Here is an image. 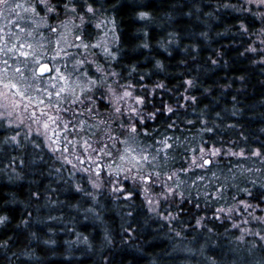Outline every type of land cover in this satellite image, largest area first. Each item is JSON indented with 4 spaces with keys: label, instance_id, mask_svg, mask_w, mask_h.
<instances>
[{
    "label": "trees",
    "instance_id": "16d2710c",
    "mask_svg": "<svg viewBox=\"0 0 264 264\" xmlns=\"http://www.w3.org/2000/svg\"><path fill=\"white\" fill-rule=\"evenodd\" d=\"M41 6L36 15L46 27H34L24 14L14 25L17 35L37 34L44 57L58 37L52 24L86 17L83 43L92 55L74 64L85 60L82 50L63 49L72 62L65 69L73 79L87 73L102 85L116 78L135 87L149 113L135 124L148 131L130 143L156 158L137 172L169 181L174 192L160 183L153 208L130 178L116 193L105 172L97 188L94 175L62 160L41 136L0 118V217H7L0 223V264H264V240L241 242L230 221L217 217L242 201L264 205L263 9L247 0H49L55 12ZM109 28L113 45L103 39ZM16 59L13 68L28 65ZM105 62L110 79L99 71ZM93 91L104 92L98 85ZM96 119L85 126L93 136L106 131ZM113 126L127 138L128 128ZM116 147L117 158L123 141ZM212 148L220 149L212 164H192Z\"/></svg>",
    "mask_w": 264,
    "mask_h": 264
},
{
    "label": "rangeland",
    "instance_id": "374dc122",
    "mask_svg": "<svg viewBox=\"0 0 264 264\" xmlns=\"http://www.w3.org/2000/svg\"><path fill=\"white\" fill-rule=\"evenodd\" d=\"M247 2L262 8L263 10H261L260 13L264 15V4L259 3L258 0H247ZM37 3L42 5V10H49V0H7L6 4L0 3V70H2L0 71V79L3 80V83H0V113L4 111L11 112L10 116H0V118L6 120L8 124L14 127H21L22 130H25L30 135H35L37 137L41 136L45 145L51 151H53V149L49 146L50 144L55 145L60 143L61 147L54 152H56L62 160L75 166L81 172L94 175L96 180H93H95L99 186L102 183L101 177L105 172L107 176H111L112 188L116 193L125 190V186L121 187L124 179L130 178L138 181L142 187L145 198L150 202L153 208H157L161 199V190L156 191L155 187L160 186V183L167 184V187L171 188L172 192H174L171 183L169 181L165 182V180H161L160 182L157 176H152V181H141L137 176L139 172H137L138 167H135L134 162L131 160V156L129 161H124L121 159V156L124 154L123 150H120V155L117 156V158L114 155V151H112H119V147H116L117 144L115 142V138L117 137V133L115 132L116 127L113 126V124L116 122V124L118 123L121 127L127 128L125 124L127 120L129 121L128 125L135 124L136 121L139 120H144L149 115L144 108V99H137V97L142 96L137 94L133 85L129 83H126V85L120 83L116 78H113L110 84H97L99 89L104 90V94L99 93L98 95L95 93L97 90L95 92L93 89L89 90L87 95L92 97L91 101L82 100L69 102L70 97L67 94H62L64 96L63 99H59L55 95L47 96L43 89H47L50 92L60 90L56 85L57 73L53 72L51 77L45 80V82L33 79L32 76L34 60L36 57H43L41 47H43L44 44L36 40L40 38L37 34H33L32 31L30 33L31 37L28 33L27 35L24 34L20 36L17 35L18 33H16L14 29V25H21V17L24 14L27 22L28 18L33 21L34 27H46L47 19L36 15L38 14L36 12ZM33 9L35 10L33 11ZM71 17L70 20L72 25L70 26L66 24L61 26L59 25L60 22L51 25L54 28L55 26L57 27L56 31L59 30L56 40H60V49H69L72 46L78 47L77 49L82 50L81 56L85 59L84 62L88 63V56L92 55V53L89 54L90 50L81 46V42L75 39L76 36L83 37L85 33L84 22L86 21V17L83 15H79L78 19L73 15H71ZM81 18L83 23H81ZM13 29L14 31H12ZM261 31L259 41L264 43V29ZM106 32L107 33L103 37L105 44L113 45L114 41L110 38V35L113 34L112 29L109 28ZM25 41H30V44H28L32 46L31 48L33 50L25 47ZM19 44L22 45L23 48L18 47ZM47 46L48 49H43L47 54L43 57L44 61L52 63L55 67L60 68L61 71H66L65 68L70 66L72 62L68 61L66 56L55 55L58 50L56 43H47ZM99 46L101 48V45ZM99 46H96V48H99ZM16 50L17 52H15ZM24 51H29L30 53H35L34 51H37L38 53H35V57L32 58L31 54L25 57L23 55ZM15 55L17 56L16 60L19 62L25 60L28 64L27 70L29 72L27 73L24 67L17 69H21L24 77L27 78V83L32 85V88L25 92L26 96L31 97V99H25L19 95L13 96L12 94L15 92V89H12L10 92L5 89V84L10 80L18 83L24 82L21 76L16 71L12 70L14 65L12 66L11 61ZM99 71H101L102 76L104 75L108 79L112 77L106 62L99 68ZM44 77H48V75ZM125 92L129 93V95H125ZM5 96H7L8 99H5ZM37 99L42 101V103H35ZM102 101L109 104V107L105 110L101 109L102 105L100 104ZM5 104L9 105L7 109L3 107ZM46 105H51L52 107H45ZM56 105H59V107ZM77 108H79V111H76ZM32 109H36L35 116H33ZM40 109H43V111ZM85 109H89L90 111H86ZM131 109H136V111H131ZM49 113L52 114L54 123L49 122V128L45 129L42 123L37 124L36 121L37 119L42 121L46 120ZM79 117L86 118V120L82 119V126H77ZM95 118L101 121L106 131L100 135L93 136L90 133H86V127L87 125H93L92 122L94 123L93 119ZM9 120L14 122L9 123ZM37 127H40L41 131H36L35 129ZM109 135L113 136V140L109 141L107 139ZM85 141H87V144H85ZM100 141H103V144L107 146L108 152L113 153L111 156L104 152H97V149L101 146ZM216 154L213 155L210 151L206 153L205 159L213 158ZM97 156L102 157V159H97ZM108 156L110 158H108L107 161L106 158ZM198 160L199 159H194L192 164H204L202 159H200V161ZM98 165L102 166V171H97ZM125 167L128 170L120 171L122 172L120 176L114 174L117 172L116 170ZM243 202L244 203L239 202L229 208H221L217 213V217L230 221L232 229L235 228L240 232L238 239L243 236V240L239 239L241 242H244L249 237L255 236L258 239L264 240V205H253L248 201ZM253 239L255 238H251L250 240Z\"/></svg>",
    "mask_w": 264,
    "mask_h": 264
},
{
    "label": "snow or ice",
    "instance_id": "6c2138e0",
    "mask_svg": "<svg viewBox=\"0 0 264 264\" xmlns=\"http://www.w3.org/2000/svg\"><path fill=\"white\" fill-rule=\"evenodd\" d=\"M262 3H264V0H261ZM0 3H7V0H0ZM66 8L71 7L73 9V11H75V6L74 5H65ZM85 8L88 12L90 13H94L95 12V8L91 5V4H86ZM35 9H33L34 11ZM49 11L51 12H55L56 9L55 7H50ZM139 15L141 16H148L149 13L147 12H141ZM81 23H83V20L81 18ZM61 26H63V22H61ZM51 32L55 33L56 29H50ZM76 40H79L81 42V46H83L84 48H88L89 45L84 44L83 43V39L84 37L82 36H76L75 37ZM55 43L58 46V50L56 51L55 55L57 56H66L67 53H65L63 51V49L59 48L60 45V40H56ZM97 43L99 44L100 41L98 40ZM29 49H31V45L27 46ZM105 51H110L109 49H107L105 47L104 49ZM32 55L35 57V53H30L29 51H24L23 55L25 57H28L29 55ZM112 55L114 56L115 53H112ZM74 64H84L83 60H74L73 61ZM25 69L27 68V65L23 66ZM13 71H16L20 76L22 81H24L23 83H18L15 81H9L7 84H5V89L6 91L10 92L12 89H15V92L12 94L13 96L19 95L21 97H24L25 99H31V97L26 96L25 92L29 89L32 88V85L27 83V78L24 77L23 72L21 71V69H17V68H13ZM75 69H73L74 71ZM2 71V70H0ZM55 72L57 73V80H56V85L57 87L60 89L59 91H55V92H50L47 89H43L44 93H46L47 96H53L55 95L57 98L59 99H63L64 96L62 94H67L70 97V101L69 102H75V101H82V100H87V101H91L92 97L87 95L89 90H92L96 87L97 84H102L103 81L101 80H96L93 79L91 76H88L87 73H82L81 75L83 76V79H80L79 77L73 79V76L71 74V72H67L66 71H61L60 68L55 67L54 65L45 62L43 57H36L34 60V67L32 70V76L33 79H43L44 78V74L47 73L49 77H51V74ZM51 82V80H50ZM0 83H3V80L0 79ZM189 83H191V81H189ZM38 87V85H37ZM24 89V90H22ZM125 95H129V93L125 92ZM5 99H8L7 96H5ZM137 99H143L142 97H137ZM194 99V97H193ZM35 103H42V101H40L39 99H37L35 101ZM57 107H59V105H56ZM3 107L5 109H7L9 107L8 104L3 105ZM31 107V106H30ZM45 107H52L51 105H46ZM41 111H43V109H40ZM86 111H90L89 109H85ZM76 111H79V108L76 109ZM131 111H136V109H131ZM168 111H172L171 108L168 109ZM32 113L33 116H35L36 113V109H32ZM11 112L9 111H4L2 113H0V116H10ZM14 121L9 120V123H13ZM37 124L42 123L43 124V128L47 129L49 128V122L54 123L52 114L49 113L47 116L46 120H39L37 119ZM71 126V125H69ZM77 126H82V123L78 121ZM127 128L129 129V133L127 138H125L123 136V134L118 135L115 138V142L116 144H120L121 140L123 141L124 144V154L121 156V159L124 161H129L130 157L128 154H131V160L134 162L135 167H141V166H147V162L148 161H155V157H153L149 152H147L146 150H143L142 146H138L140 148V151L137 152L132 146L131 143L132 141H134L135 137H138L140 135L141 132L146 133L148 131V129L146 128H142L139 126V124H129L127 125ZM36 131H41L40 127H37L35 129ZM107 139L109 141L113 140V136L109 135L107 136ZM85 144H87V141H85ZM100 147L97 149V152H104L107 155L111 156L113 153L112 152H108L107 151V146L103 144V141H100ZM50 147H52L53 151H55L56 149L61 147L60 143H57L55 145H49ZM165 147L170 148L171 146L168 145L165 142ZM209 151L212 152L213 155H215L216 153L220 152L219 148H212L209 149ZM259 154V153H258ZM237 155H244L243 152H239L237 153ZM206 157V153L204 151L200 152V156L199 157H194V159H202L204 161V164L201 165V167H203L204 165H210L213 163V161L211 160V158H207ZM97 159H102V157L97 156ZM128 169L125 168H121L116 170L117 174H119L120 171H127ZM97 171H102V166H97ZM157 175H159V173H157ZM138 178L141 181H152L153 177L151 175L148 174H140L137 173ZM202 179V178H201ZM93 184H96L97 187H99V184H97V182L95 180L92 181ZM77 187H79V185H77ZM121 187H124V185H121ZM169 192L172 191L171 188L168 189ZM245 191H247L245 189ZM128 196H131L132 193L131 192H127L126 193ZM163 195V193H162ZM241 203H244L243 201ZM7 219V217H0V223L5 222ZM243 238V237H242Z\"/></svg>",
    "mask_w": 264,
    "mask_h": 264
},
{
    "label": "clouds",
    "instance_id": "9594fccd",
    "mask_svg": "<svg viewBox=\"0 0 264 264\" xmlns=\"http://www.w3.org/2000/svg\"><path fill=\"white\" fill-rule=\"evenodd\" d=\"M258 2L261 3V4H264V3L261 2V0H258ZM139 14H140V13H139ZM242 237H243V236H241L239 239L243 240ZM110 239H111V238L109 237V240H110Z\"/></svg>",
    "mask_w": 264,
    "mask_h": 264
},
{
    "label": "water",
    "instance_id": "95a60500",
    "mask_svg": "<svg viewBox=\"0 0 264 264\" xmlns=\"http://www.w3.org/2000/svg\"><path fill=\"white\" fill-rule=\"evenodd\" d=\"M48 63H50V62H48ZM50 64H52V63H50ZM47 75H48L47 73L44 74V76H47ZM207 166H208V165H207Z\"/></svg>",
    "mask_w": 264,
    "mask_h": 264
}]
</instances>
